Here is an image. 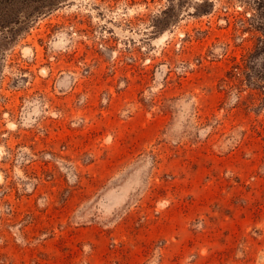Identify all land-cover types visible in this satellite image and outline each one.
<instances>
[{
	"label": "rangeland",
	"instance_id": "obj_1",
	"mask_svg": "<svg viewBox=\"0 0 264 264\" xmlns=\"http://www.w3.org/2000/svg\"><path fill=\"white\" fill-rule=\"evenodd\" d=\"M0 264H264V0H0Z\"/></svg>",
	"mask_w": 264,
	"mask_h": 264
}]
</instances>
